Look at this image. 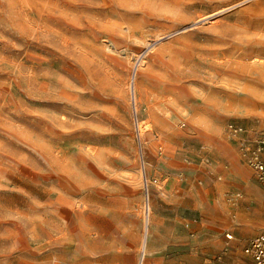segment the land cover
<instances>
[{"label": "rangeland", "instance_id": "1", "mask_svg": "<svg viewBox=\"0 0 264 264\" xmlns=\"http://www.w3.org/2000/svg\"><path fill=\"white\" fill-rule=\"evenodd\" d=\"M252 55L264 0H0V264H191L197 217L243 261L264 188L222 127L264 136Z\"/></svg>", "mask_w": 264, "mask_h": 264}, {"label": "built area", "instance_id": "2", "mask_svg": "<svg viewBox=\"0 0 264 264\" xmlns=\"http://www.w3.org/2000/svg\"><path fill=\"white\" fill-rule=\"evenodd\" d=\"M185 126V125H183ZM228 136L235 140L237 150L241 160L255 174L257 181L264 188V136H254L250 133L247 126L229 123L226 126ZM148 193V184L146 185ZM242 199L239 192H230L227 201L236 206ZM240 247V243L233 232L225 234L223 249L215 256V260L222 264H242L225 263V259L234 254ZM243 255L248 259L245 264H264V232L249 239L241 249Z\"/></svg>", "mask_w": 264, "mask_h": 264}, {"label": "crops", "instance_id": "3", "mask_svg": "<svg viewBox=\"0 0 264 264\" xmlns=\"http://www.w3.org/2000/svg\"><path fill=\"white\" fill-rule=\"evenodd\" d=\"M229 123H237V122H228V123L224 124V126L222 127V130H223L225 137L228 136V134L226 132V126ZM238 124H240V123H238ZM228 138H229V136H228ZM235 146H236V144H235ZM238 156H239V153H238ZM249 170L252 172L253 176L255 177L254 172L250 168H249ZM232 191L241 192L240 190H237V189L236 190H234V189L230 190V192H232ZM184 227H185V229L188 233V236H189L188 247H189V252H190V255L192 258L191 264H222V263L217 262L215 260V256L223 249L224 242H225V236H224V242H223L222 247H220L218 250H213L210 247V245L208 244V242H209L210 238H213L214 233H213V230H211V228L209 226H206L202 217H197L194 220H189V221L187 220L184 224ZM234 260H235V258L233 256V254H231L229 257H227L225 259V263H235ZM239 262L242 264H245L248 262V259L244 256L243 261L240 260ZM185 263L186 262L184 260H180L176 264H185Z\"/></svg>", "mask_w": 264, "mask_h": 264}, {"label": "bare ground", "instance_id": "4", "mask_svg": "<svg viewBox=\"0 0 264 264\" xmlns=\"http://www.w3.org/2000/svg\"><path fill=\"white\" fill-rule=\"evenodd\" d=\"M202 20V19H201ZM250 63L247 65V67H241L240 69H235L236 72H234V75L238 77H246L249 79H258L264 81V57H257L250 56ZM230 68V67H229ZM251 81V80H250ZM253 81V80H252ZM252 83V82H251ZM256 84V83H255ZM132 91L134 93V96L136 94V88L135 85L132 87ZM46 99V98H45ZM69 99V98H68ZM135 103V110L137 111L136 102ZM80 204V203H79ZM84 205V204H83ZM84 207V206H83ZM83 209V208H82ZM77 210V209H76ZM75 210V211H76ZM79 210V209H78ZM87 210V209H85ZM84 211V210H83ZM88 211V210H87ZM82 212V211H81ZM78 217V216H77ZM76 219V217H75ZM148 222V221H147ZM74 227V226H73ZM147 232V231H146ZM85 233V232H84ZM85 235V234H84ZM69 239V238H68ZM68 243V242H67ZM144 247V246H143ZM144 251V250H143ZM142 259V258H141Z\"/></svg>", "mask_w": 264, "mask_h": 264}]
</instances>
